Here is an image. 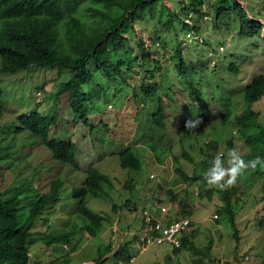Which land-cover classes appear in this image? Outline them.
Here are the masks:
<instances>
[{
    "label": "rangeland",
    "instance_id": "1",
    "mask_svg": "<svg viewBox=\"0 0 264 264\" xmlns=\"http://www.w3.org/2000/svg\"><path fill=\"white\" fill-rule=\"evenodd\" d=\"M236 1L250 20L262 24L259 35L242 38L238 35V25L228 26L224 22L220 27L215 26L209 15L199 18L196 14L189 19L182 18L184 21L173 19L174 29L167 34L163 32L166 49L164 52L154 50L162 65L155 79L162 85L161 97L165 103L170 101L169 106L172 107L171 110L166 107V113L168 110L171 113L166 116L163 129L155 131L151 122L152 110L142 107L141 101H131V90L125 86L119 89L112 86L105 92L99 90L93 93L86 104L88 126L80 122L73 124L74 116L66 105V97L60 98L55 108L57 121L48 130V136L74 144L76 168L55 160L31 134L16 133L20 115L31 114L35 110L43 116L49 113L54 100L50 97L51 93L55 92L56 84L69 78V74L66 71L59 73L54 69H39L0 76L3 90L0 146L13 141L17 144L16 150L11 152L12 156L0 162L1 197L10 199L15 194L23 197L24 190L30 187L47 192L52 180L59 178L63 182L59 202L37 221L32 234L36 241L30 244V264H95L92 261L100 254L105 259L103 264H114L115 259L110 256L113 252L107 254L106 247L115 242L119 245L125 242L126 237L133 241L128 250L134 257L131 264H259L264 246V224H258L260 218H264V179L251 175L250 169L237 177V191L233 197L234 227L238 238L233 236L234 227L225 214L215 220L216 209L222 204L218 194L213 191L211 199L205 194L201 198L195 196V187L199 184L206 187V182L200 180L187 190L194 194L189 205L192 213L189 232L196 230L193 241L201 253L194 252L191 247L173 253L170 245L145 247L137 240L141 233L142 209L158 215L166 206L170 207L168 216L176 213L171 207L177 202L171 201L168 195V190L179 194L172 189L180 187L177 180H181V175L176 173V169L191 175L205 157L201 148L207 141L219 142L218 151L219 154L224 153L225 168L228 167L225 141L230 137H233L232 149L238 151L245 163L248 162L244 157L247 146L243 138L232 131L229 122L220 123L218 114L220 110H228L230 105L232 114L240 113L243 108L240 90L254 77L264 73V0ZM164 4L171 6L170 0H165ZM177 9L175 4L173 10ZM185 20L197 28V33L184 26ZM133 27L147 42L149 31L145 28L150 29V26L136 21ZM179 45L186 64L198 70L196 74H179L175 68L179 63L178 56L169 59L173 48H179ZM231 64L236 66V72L228 69ZM134 103L141 108L135 110ZM206 104L209 105L210 120L200 122L195 128H186V121L196 120L206 112ZM108 106L111 108L108 109ZM253 109L264 116V97L253 105ZM101 118L108 123V132L96 129ZM91 124L94 126L92 130ZM128 146L134 148V154L142 161L140 172L119 166L118 153ZM183 153L187 155L183 156ZM90 168L106 174L113 182V188L104 197H90L86 201L88 209L104 216L98 233L93 237L81 231L82 225L76 212L77 200L71 195L73 188L81 187ZM149 175H154L155 179H150ZM227 179L225 176L222 183ZM126 181L130 189L123 187ZM208 184V190L218 187ZM203 192L207 191L204 189ZM112 204L116 205L115 209ZM177 208L180 210L181 206L177 205ZM126 231L125 237L123 234ZM64 232L74 233L71 242L66 247L53 244L54 235ZM209 244L207 253L205 250ZM117 264L129 263L123 260Z\"/></svg>",
    "mask_w": 264,
    "mask_h": 264
},
{
    "label": "trees",
    "instance_id": "2",
    "mask_svg": "<svg viewBox=\"0 0 264 264\" xmlns=\"http://www.w3.org/2000/svg\"><path fill=\"white\" fill-rule=\"evenodd\" d=\"M164 1L0 0V76L27 70L36 72L39 69L46 71L54 69L59 73L66 71L69 74L67 80L56 84L54 94L51 93L50 97L54 100L49 113L42 116L35 111L28 116L20 117V126L16 127V133L29 132L50 151L55 160L76 168L77 153L74 144L48 136V130L56 124L55 108L61 97H66V105L74 116L73 124L80 122L88 126L86 104L93 93L99 90L105 92L112 86L118 89L125 86L131 90V101L133 99L141 101L142 107L152 110L151 122L155 131L163 129L166 116L171 113L169 110L172 107L169 106L171 102L167 98L169 103H165L161 97L162 85L155 79L162 65L154 50L161 49L164 52L166 49L163 36L174 29L172 20L184 21L183 19H189L194 14L199 18L209 15L213 18L215 26L220 27L224 22L228 26L238 25V35L242 38L254 37L262 30V24L257 20H250L236 0H170V7L166 6ZM175 4L177 10H173ZM136 21L150 26V29L145 28L149 31L147 42L134 29ZM186 21L184 26L197 33V28L190 21L189 26ZM174 56L179 58V63L175 65L179 74L191 76L197 73V69L186 64L180 45L179 48H173L169 59ZM228 69L237 71L236 66L232 64ZM2 94L3 90L0 87V115L3 111ZM240 94L243 101L241 112L232 114L230 105V108L227 107L228 110H220L218 119L223 124L229 122L232 131L243 138V143L247 146L245 160L249 161L256 156L264 158V116H261L260 111L253 109V105L264 97V73L254 77L240 90ZM206 105L204 107L206 112L199 115L201 122L210 120L209 105L208 109ZM135 106V110L141 108ZM166 107H169L168 113ZM107 108L110 109L111 106ZM98 123L96 129L99 132L102 130L108 132L109 126H106L108 123L103 122L102 118ZM91 127L92 130L94 126L91 124ZM232 140L233 137H230L225 141L227 152L232 149ZM8 143L7 147L0 146V160L7 159L10 156L9 152L16 148V142ZM218 147L219 142L207 141L201 148V153L205 157L192 174L186 175L179 168L176 169V173L181 175L179 183L200 180L206 182V187L198 185L197 196L201 198L205 194L211 199L213 191L218 194L222 204L216 209L217 218L225 214L234 227L233 197L237 191L238 179L230 188L217 187L216 190H208V180L205 179V173L212 167V161L216 156L219 155L223 165H226L224 153L219 154ZM133 149L128 146L118 153V163L122 169L140 172L142 161L134 154ZM187 158L190 159L189 156ZM249 169L251 175L264 179V167L258 165L254 170ZM62 185V180L56 178L51 181L47 192H39L30 187L24 190L23 197L15 194L10 199H3L0 192V264H30L32 251L30 244L36 241L32 234L37 227V221L42 218L45 211L53 209L59 202ZM123 187L130 189L127 181ZM112 188L113 182L106 174L90 168L81 187L73 188L71 191L72 197L77 200L76 212L82 225L81 231L90 237L98 233L104 216L88 209L86 201L90 197H104ZM204 189L207 192L204 193ZM184 194L185 197L180 198V194L168 190L169 197L173 201L178 200L181 206L180 211L173 216L175 219L189 218L192 214L189 205L194 194L188 191ZM115 208L116 205L113 204V209ZM258 224L262 226L264 218H260ZM233 229V236L238 238L237 230L235 227ZM73 235V232L54 235L52 242L66 247ZM195 237L196 230L181 235L180 246H170L172 252H180L191 247L194 252L201 253V249L194 245ZM126 249L127 243L120 245L114 252L112 255L115 259L114 264L128 259ZM209 250L210 244L206 246L205 251L208 253ZM110 251L111 247L107 246L106 252ZM102 257L100 254L92 262L103 264L105 259ZM259 264H264V246Z\"/></svg>",
    "mask_w": 264,
    "mask_h": 264
},
{
    "label": "clouds",
    "instance_id": "3",
    "mask_svg": "<svg viewBox=\"0 0 264 264\" xmlns=\"http://www.w3.org/2000/svg\"><path fill=\"white\" fill-rule=\"evenodd\" d=\"M38 93L40 94V92H38ZM28 115H30V114L20 115L17 118L18 127L20 126L19 125V118L22 117V116H28ZM200 122L201 121L199 119L189 120V121L185 122V127L186 128H189V127L195 128V127H197L200 124ZM22 133H24V132H22ZM27 133L29 134V132H27ZM7 144H9V143H6L5 145H2V146L7 147ZM16 146H17V144H16ZM15 150H16V148H15ZM11 152L12 151H10L9 153L12 156ZM9 158H10V156L7 159L4 158V160H0V162H5ZM227 163H228V167L225 168L223 166V162L221 160V157L219 155L216 156L214 158V160L212 161V167L205 173V179H207L209 183H211L213 185H216V186H218L220 188H225L227 186H233L236 183L237 177L240 176L244 172V170L249 169V168L254 170L258 165L264 167V158L256 156L253 159L249 160L247 163H245L244 160L241 158V156L239 155V153H238V151L236 149H229V151H228V162ZM225 176H227L228 179H227L226 182L222 183V181H224ZM148 177L150 179H153V178L155 179L154 175H149ZM156 181H158V179ZM177 182H178L177 185L180 186L179 189H176V188H172V189L174 191L178 192L180 194V196L183 195L180 198H182V197L184 198V192L188 191L187 190L188 187H190L192 184H196L197 183V182H182V183H179V180H177ZM196 188H197V190H196ZM194 192H196L195 196H197L198 195L197 194L198 193V187L194 188ZM96 199H99V198H96ZM170 200L173 201L171 199V197H170ZM177 201H174V202H177ZM177 205H179L178 202H177ZM177 205L174 206V207H171V209H174L176 212H179L180 210H178ZM112 208H113V204H112ZM164 208H165V212H162L160 210L158 215L156 213L149 212L146 209H142L141 210V213H140V215H141V233L137 236V240H138V242L140 243L141 246H145V247L157 246V245L150 244V243L146 242V238L150 237V236L146 235V230H145V227H146L145 212L148 213L152 218L160 220L163 224H169V223L174 222V221H182L183 219H187L189 221V227H188L187 231L184 232L183 234L185 235V234L189 233V230L191 229V226H192V222L190 221V219L188 217L175 219L173 217L174 215L173 216H168L169 215L168 212H169L170 207L164 206ZM175 211H173V212H175ZM214 217L217 218V215H215ZM115 228L118 229L116 226H115ZM126 234H127V231L123 235L126 237ZM183 234H181V235H183ZM125 243H127V249L126 250H127V255H128V257H127L128 259H125V260L129 264H131L134 261V257L129 253L128 250H130V247H131L133 241L132 240H128L127 237H126L125 242L122 241L119 245L116 242L113 243L112 246H111V251L110 252H113V254H114V252L120 247V245L125 244ZM112 255H110V256H112Z\"/></svg>",
    "mask_w": 264,
    "mask_h": 264
},
{
    "label": "built area",
    "instance_id": "4",
    "mask_svg": "<svg viewBox=\"0 0 264 264\" xmlns=\"http://www.w3.org/2000/svg\"><path fill=\"white\" fill-rule=\"evenodd\" d=\"M165 212V208H161ZM146 222V242L154 245L167 244L173 247L180 246V236L187 231L189 221L183 219L182 221H174L169 224H163L160 220L152 218L145 212Z\"/></svg>",
    "mask_w": 264,
    "mask_h": 264
}]
</instances>
